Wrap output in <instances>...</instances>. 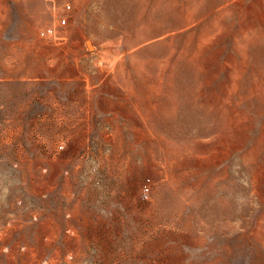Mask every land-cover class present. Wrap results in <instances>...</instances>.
Here are the masks:
<instances>
[{
	"label": "rangeland",
	"instance_id": "374dc122",
	"mask_svg": "<svg viewBox=\"0 0 264 264\" xmlns=\"http://www.w3.org/2000/svg\"><path fill=\"white\" fill-rule=\"evenodd\" d=\"M0 264H264V0H0Z\"/></svg>",
	"mask_w": 264,
	"mask_h": 264
}]
</instances>
